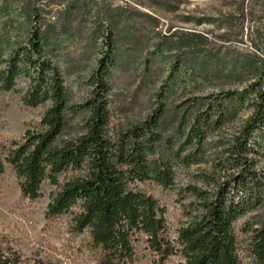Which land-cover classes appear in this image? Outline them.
Returning <instances> with one entry per match:
<instances>
[{"label": "trees", "instance_id": "16d2710c", "mask_svg": "<svg viewBox=\"0 0 264 264\" xmlns=\"http://www.w3.org/2000/svg\"><path fill=\"white\" fill-rule=\"evenodd\" d=\"M43 37L35 26L5 56L0 36V89L20 91L27 107L48 103L20 139L0 144V175L11 169L30 200L49 183L46 220L65 218L73 233L89 231L93 264H135L142 249L153 264L173 256L183 264H264V169L258 166L264 157V60L246 62L255 79L243 92L189 97L114 127L113 43L89 77V96L72 103ZM249 93L253 112L227 128L235 115L230 102L242 103ZM80 113H86L80 130L67 136ZM191 165L197 166L194 182L178 184L177 169ZM153 183L176 190L183 219L174 234L166 206L147 191ZM45 259L41 264H61ZM0 264L27 263L0 251Z\"/></svg>", "mask_w": 264, "mask_h": 264}, {"label": "rangeland", "instance_id": "374dc122", "mask_svg": "<svg viewBox=\"0 0 264 264\" xmlns=\"http://www.w3.org/2000/svg\"><path fill=\"white\" fill-rule=\"evenodd\" d=\"M35 26L43 30L45 50L59 66L72 103L89 96V77L113 43L109 96L114 127L138 122L160 105L174 107L189 97L243 92L255 79L246 62L264 60V0H0L5 56ZM252 99L249 93L242 103L230 102L235 115L227 128L251 115ZM47 107H27L20 91L0 89V144L20 139ZM85 116L72 119L67 136L80 130ZM258 166L264 169V157ZM196 168L179 167L177 183L194 182ZM52 188L45 182L39 198H25L6 167L0 175V251L16 253L27 264H41L45 258L93 264L89 231L73 233L65 218L46 220ZM147 191L166 206L174 234L183 219L176 190L153 183ZM141 253L135 264H153L150 252ZM167 264L183 260L173 256Z\"/></svg>", "mask_w": 264, "mask_h": 264}]
</instances>
